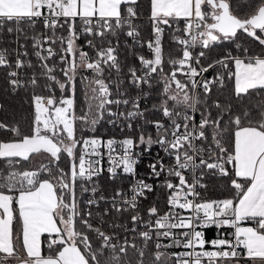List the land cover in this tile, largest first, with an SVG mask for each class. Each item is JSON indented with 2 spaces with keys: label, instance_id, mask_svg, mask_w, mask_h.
<instances>
[{
  "label": "snow or ice",
  "instance_id": "1",
  "mask_svg": "<svg viewBox=\"0 0 264 264\" xmlns=\"http://www.w3.org/2000/svg\"><path fill=\"white\" fill-rule=\"evenodd\" d=\"M139 7L140 0H0V30L15 33L17 42L21 35L28 38L25 25L35 28L37 21H42L44 29L52 30L50 36L41 33L32 37L43 85L35 72L21 77L20 69L34 66L30 61L25 64L19 50L13 67L5 54L7 49H0V68L10 69L8 85L13 91L31 88L34 108L28 133L18 126L0 124V129L14 137L0 141V264H133V260L135 264H264V98L251 103L253 91L258 96L264 94V48L252 54L237 43L243 33L264 46V0H236L235 4L233 0H146L151 24L146 42L134 25ZM77 19L83 25L80 32L91 37L86 44L93 55L77 44ZM174 23L176 32L182 35L173 34L172 40L181 47L178 55L169 53L165 61L162 26L171 28ZM65 25L67 35L57 36L56 29ZM121 31L141 47L146 43L150 53V57L130 53L139 61V67L128 68L130 83L140 90L136 98H124L127 93L120 90ZM112 38H116L115 46ZM57 43L59 52L52 47ZM223 43L234 44L241 54L228 52L205 66L201 63L205 52L201 50L196 56L192 53L196 47L209 49ZM56 56L62 79L54 74L57 65L48 64ZM218 65L224 71L205 79L203 74ZM81 69L92 75L82 78L86 110L77 115L74 82ZM112 70L117 74L115 79ZM157 78L162 85L161 99L153 107L168 123L149 120L140 108L139 97L147 96L143 86H151ZM213 85L227 92L223 102L210 96ZM37 88L48 94H37ZM245 97H249L250 107L245 105ZM108 105H124L125 111L113 112ZM105 111L127 121L129 130L136 118L144 123L137 135L120 140L77 137V121L82 129L94 131ZM109 123L117 126L116 120ZM146 125L155 129V136L145 134ZM154 145L164 156L158 152L148 163L149 178L163 177L157 186L168 192V211L160 214L153 205L147 208L148 218L144 219L138 210L139 201L154 188L139 179L127 193L115 190L110 198L111 209L105 208L100 226L94 225L93 213L80 208L77 194L78 184L81 195L97 192L94 185L89 188L88 184L102 169L97 167L100 160L91 158L102 156L99 149L106 148L110 175L115 177L119 168L134 176L139 157L150 153ZM141 146V152L135 151ZM37 156L41 157L38 164L25 166L33 165ZM62 156L67 157V168L60 166ZM208 174L227 177L225 188L230 196L205 198L197 189H207L202 181ZM99 199L109 198L101 195ZM96 203L94 198L84 201L87 208ZM111 211L132 213L130 229L109 224L131 233V237L104 230V217ZM246 220L256 226L241 227ZM137 225L144 230L138 231ZM213 226L233 229L231 239L223 238L224 233L206 239L203 230ZM44 234L48 235L50 250L46 256L42 254ZM164 240L168 243H162ZM206 245H211V250ZM173 248L182 250L170 251ZM129 249L133 250L131 258Z\"/></svg>",
  "mask_w": 264,
  "mask_h": 264
},
{
  "label": "built area",
  "instance_id": "2",
  "mask_svg": "<svg viewBox=\"0 0 264 264\" xmlns=\"http://www.w3.org/2000/svg\"><path fill=\"white\" fill-rule=\"evenodd\" d=\"M138 20H141V19L136 18L134 20V25L138 28V30L140 32V39L142 41L146 42L151 36V24H150V21L148 19H146L147 31L149 32V34H148V36H145L143 34V31H144V27L143 26L144 25L142 26V25L137 24ZM60 23L64 24L63 18H61ZM75 26H76L77 32L80 33V39L79 40H83V42H84V44H83L84 48H85L84 51L89 52L90 55H93L94 54L93 50L90 49L87 46V44H86V39H90L91 37H87L86 38L83 35V33L80 32V30L83 27V25L81 24L79 19H77L75 21ZM162 27H164V29H165V31L163 33V38H162V46H163L164 37L167 36V35H171L173 33H176L177 24L174 23L171 28L168 27V26H162ZM179 27H181V28L183 27V22L182 21L179 22ZM63 29L67 30V25H65L63 27ZM179 33L182 35L181 32H179ZM112 39H113V45L115 46L116 42H117L116 38H112ZM118 41H119L118 60L121 63V66H122V72L120 74V80H121L120 90L127 93V96L124 97V98H136L137 94H138V92H140V90L135 88V87H133L132 84L130 83V77H128V68L129 67H133V66L139 67V61L133 55H131V62L132 63L130 64L129 59H127L128 65H125V63H124V61L122 59V55H123L124 51L129 52V53H131L132 51H135L138 54H142V55H146V56L150 57V53H149V51L147 49L146 43H145L144 47H141L140 44L134 43L131 38H129L126 35H124L123 31H121V33H120V35L118 37ZM32 42H33V40H32ZM21 45L22 44H20V37H19V40L17 42L16 35H15L14 36V47H15V49L11 52V55H9V56L6 55L7 58L13 64V67H14V63H15V59H16V52H17V50H19V52L21 53L20 58L25 61L26 65H27V62L30 61L33 64V66L37 68L39 74H36V75H37L38 78H40V72H41V68L39 67L40 61L37 59V57L35 55V52L38 49L34 48L33 49V55L31 57H29L27 52L20 50L21 48L24 47V46L21 47ZM177 46L179 48L181 47L178 44H177ZM44 47L46 48V47H48V45L45 44ZM201 50L204 51L205 49H201L199 47H196V48L192 49V53H193L194 56H196V55L199 54V52ZM24 53H27V55H24ZM44 54L47 55V53H44ZM201 59H202V57H201ZM48 64L50 66H52L53 64L57 65L56 72L54 73L55 75H57V73L59 71V57L56 56V57L50 59L48 61ZM193 64L195 65L194 61H193ZM195 66L199 67L198 65H195ZM30 69L31 68H28L27 66L25 68H23V69H20L19 71L21 73V77L23 78L25 73H27L28 76L30 77L31 74H32V72H28ZM9 70L10 69L7 68L6 79H7V72ZM209 71L203 74L205 79H213V77L212 78L208 77ZM107 75H108V73H107V70H106L105 71V76H107ZM116 75L117 74L115 73V70H112V78L113 79L116 78ZM178 78L179 79H184L182 76H179V74H178ZM197 79H200V77H197ZM156 81H157V79H154L152 81V85L151 86L144 85L142 91L144 93H147V96L146 97L145 96H140L139 97L140 108H141L142 111H144L145 116L149 120L156 119V116L151 112V109H150L151 100H152L151 98L153 97V89H154V87L156 85ZM8 87L11 89V87L9 85H8ZM20 89H17L14 92H17ZM111 91L113 93L112 98L115 99L116 98V95H115L116 86H115V84H113L111 86ZM199 91L203 92V89L201 88V89H199ZM106 107L110 108L113 112L125 111V106L124 105H120L119 107H117L116 105H108ZM129 108H130V106H129ZM104 114H105L104 126L106 128V133L103 136H97V138H100L103 141H107L110 138H115L117 140H120V139H123L125 136H135L138 133L139 126L143 125V123H144L142 119L136 118L135 120L132 121L133 129L129 130L126 127L127 121H125L123 118H118V117H115V116H109L107 111H105ZM196 118H197V121H198L199 117L197 116V113H196ZM160 119L162 121H164L165 123H168V121L165 120V118H163V116ZM110 120H116L117 121V126H113L112 124H110L109 123ZM144 130H145V134L151 133L153 136H155V129L151 125L144 126ZM142 147L143 146H141V148L135 149V151L141 152ZM79 151H80V149H79ZM99 151L102 153V156H100V157H92L91 159H94V160L95 159H99L100 160V163H99V165H97V167L101 168L102 171L100 172L99 175H97V176H95L93 178V181H92L91 184H88L89 188H91L94 185L97 188V192L95 193V195L91 191L82 194V209L86 210V211L90 210L93 213L91 222L94 225L100 226V215L103 213L105 208L111 209L110 198L114 194L115 190L121 189L125 193H127L129 187L133 183H135L136 180L144 179L147 183H150V184L153 185L154 191L146 192L145 193L146 198L150 197L151 195L153 196V195L157 194V192H159L161 190H164V191L167 192L166 189L157 186L158 184L162 183L163 177H161L160 180H156L155 178H149V171L150 170L147 167L148 163L151 162V161H154V159L156 158V155H157L158 152H159L160 156H164V153L162 151H160L158 145H154L152 147L150 153H144L143 155H141L139 157V163L135 166V175L134 176L131 175V174H125V173L122 172L121 169L117 168L116 176L112 177L110 175L109 171H108V169L111 167V165L109 163L107 149L106 148H100ZM164 159H165V163H167L168 162V158L165 157ZM188 178H189V180H191V174L190 173L188 174ZM202 182L204 184H206L205 181H204V178H203ZM77 186L79 188V184ZM197 190L200 191L205 198H208L206 196V194H205V191H206L205 189L198 188ZM80 191H81V189H80ZM167 194H168V192H167ZM101 195H103V196H105V197H107L109 199L107 201L100 200L99 197ZM93 198L96 199L98 201V203L93 204L91 206V208H87V206L84 204V201H86L88 199H93ZM146 198H141L140 199L139 207L142 205V203L145 201ZM166 211H168V207H167V209L159 211V212H160V214H163ZM131 214L132 213H130V212H124V213L118 214L115 211H111L109 216L104 217V221H105L104 224H103L104 230L109 232V233L115 232V233L120 234L121 236L129 235L131 237V233H124L122 228H120V227H109V224H113V225L120 224V225H127V227L129 229L132 228L133 224H132L131 219H130ZM141 214L143 215L144 219L148 218L147 217V211H146V213L144 212V213H141ZM241 226H244V227H255L256 225L252 221H247L246 220V221L241 223ZM137 229H138V231L144 230L141 225H137ZM209 229H214V231H215L214 236L211 239H215L217 237L218 233H224L225 235H224L223 238L231 239V233L234 231L233 229L227 228V227L221 228V229L218 230V229H216L213 226V227L204 229L203 230L204 233H206V231L209 230ZM153 238L155 239V237H153ZM211 239H209V240H211ZM137 243H142V241L138 240ZM162 243H168V241L164 240V241H162ZM206 247L209 250H211V245H206ZM181 250L182 249H177V248L170 249V251H181Z\"/></svg>",
  "mask_w": 264,
  "mask_h": 264
},
{
  "label": "trees",
  "instance_id": "3",
  "mask_svg": "<svg viewBox=\"0 0 264 264\" xmlns=\"http://www.w3.org/2000/svg\"><path fill=\"white\" fill-rule=\"evenodd\" d=\"M236 0H233V4H235ZM145 4L146 0H140V7L138 8V11L140 15L137 17L141 20L137 21V24L144 25V31L143 34L145 36H148L149 32L147 31V12L145 11ZM25 31L28 34V38L25 39L24 36H20V44H22L24 47L21 48V51H25L28 53V56L31 57L33 55V42L32 37L34 35H40L41 33H44L46 35H51L52 30L51 29H44L43 24L41 21H37L35 28H30L28 26H24ZM177 36H180L181 34L179 32L173 33ZM167 35L163 39V50L165 53V61H167V56L169 53L172 55H178L177 49L179 47L176 43L173 42L172 36ZM16 34H8L6 29L0 30V49H7L6 55H11V52L15 49L14 47V36ZM56 35H67V30L63 28H57L56 29ZM237 43L241 45V49L248 48L250 53L252 54H259L264 48V46H261L258 44V42L253 41L250 37H247L243 33L239 35V39L237 40ZM77 44L83 49L84 48V42L83 40H78ZM52 47L59 52L60 45L57 43L55 45H52ZM205 56L202 57L201 63H203L205 66L208 63H211L212 61L219 59L220 57H223L228 52H231L233 55H239L240 52L237 51L234 44L231 43H223V44H216L210 47L209 49H205ZM59 57V56H57ZM122 59L125 63V65H128L127 59H129L130 64L131 62V54L129 52L124 51L122 55ZM165 70H168L167 62H165ZM6 71L7 68H0V124L7 125L9 128L18 126L23 132L28 133L30 132L32 120L34 117V108L31 104V96H32V89L28 88L25 90L24 88H21L19 91L14 92L12 91L7 84L6 79ZM218 71H224L220 66L218 65L215 69H210L208 77L212 78L215 76L216 72ZM28 72H35L36 74H39L36 67L31 68ZM92 73L90 71H85L83 69L80 70V73L77 75L75 80V96H74V103L76 108L77 115H81L83 110H86L85 106V98H84V92H85V85L82 82V78L84 76L91 77ZM58 78H63L62 73L58 71L57 75ZM40 79V84L43 85L45 82L43 79ZM226 84H229L230 82L225 81ZM162 89V85L158 82V78L156 81V85L153 89V97L151 98V112L156 116V119H160L162 117V113L159 111H156L154 109V105L158 104L161 97H160V91ZM37 94L47 95L48 93L42 91L41 88L36 89ZM201 96L203 98V92L200 91ZM71 94V93H69ZM56 95L59 97L60 92L59 89H56ZM227 95V92H222V90L219 88L218 85H213L212 91L210 93V96L215 99L219 98L222 102L225 99V96ZM264 98V94L257 95L255 91H253L251 96V103H255L257 100ZM211 102V101H209ZM245 105H248L249 107L251 104L249 103V97H245L244 100ZM213 114H215V110H213ZM197 116L199 117V113H197ZM104 118L105 114L103 115V119H100L98 123L95 125V130L89 129H82L80 126V121H77V137L79 138L81 135L84 137H97V136H103L106 133V128L104 126ZM14 139L13 134L9 131H5L3 129H0V141H8ZM77 153H79V147L77 148ZM41 160L40 156H37L34 158L33 165H25L26 167L35 166L38 164ZM60 166L67 168V157L62 156L60 161ZM227 177H220L219 175H205L204 181L207 185V189L205 191V194L210 199H221L230 196L229 191L225 188V184L227 182ZM77 194L80 200V208L82 209V198H81V191L78 188ZM231 195H234V190L231 193ZM155 205L159 211L167 209V192L164 190H161L157 192L155 195H151L150 197L146 198L145 201L142 203V205L138 208V210L141 213H146V210L148 207H151ZM79 218H77L78 220ZM214 229H209L205 233L206 239H211L214 236ZM47 240L48 237H42V254L48 255L50 253V250L47 247ZM129 257H133V250L129 249L128 253ZM133 264H135V261L133 260ZM243 264V262H241Z\"/></svg>",
  "mask_w": 264,
  "mask_h": 264
},
{
  "label": "crops",
  "instance_id": "4",
  "mask_svg": "<svg viewBox=\"0 0 264 264\" xmlns=\"http://www.w3.org/2000/svg\"><path fill=\"white\" fill-rule=\"evenodd\" d=\"M241 227H244V226H241ZM42 237H48V235L44 234L42 235ZM42 237H41V241H42ZM9 264H15V261H10Z\"/></svg>",
  "mask_w": 264,
  "mask_h": 264
},
{
  "label": "rangeland",
  "instance_id": "5",
  "mask_svg": "<svg viewBox=\"0 0 264 264\" xmlns=\"http://www.w3.org/2000/svg\"><path fill=\"white\" fill-rule=\"evenodd\" d=\"M77 190H78V186H77ZM81 198H82V196H81Z\"/></svg>",
  "mask_w": 264,
  "mask_h": 264
}]
</instances>
